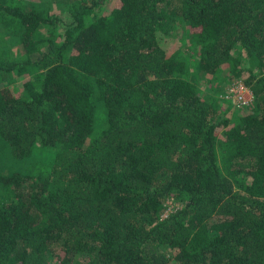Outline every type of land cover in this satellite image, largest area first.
<instances>
[{"label": "trees", "instance_id": "16d2710c", "mask_svg": "<svg viewBox=\"0 0 264 264\" xmlns=\"http://www.w3.org/2000/svg\"><path fill=\"white\" fill-rule=\"evenodd\" d=\"M0 152V264H264V0H0Z\"/></svg>", "mask_w": 264, "mask_h": 264}, {"label": "rangeland", "instance_id": "374dc122", "mask_svg": "<svg viewBox=\"0 0 264 264\" xmlns=\"http://www.w3.org/2000/svg\"><path fill=\"white\" fill-rule=\"evenodd\" d=\"M246 90L248 91L250 96V97L248 96L247 98L248 100L251 98L252 94L249 92L248 89ZM239 91H241V86H237L236 88V93ZM0 154H4V153L0 152ZM5 154L4 157L6 156L5 159L7 161L6 162L7 165H11L13 167L15 165L19 171L29 172V173L44 172L48 170L49 166L51 165L54 159V151L48 149H42V148L41 149L34 148L31 153V156L24 160L15 159L8 151Z\"/></svg>", "mask_w": 264, "mask_h": 264}, {"label": "built area", "instance_id": "2783aa9c", "mask_svg": "<svg viewBox=\"0 0 264 264\" xmlns=\"http://www.w3.org/2000/svg\"><path fill=\"white\" fill-rule=\"evenodd\" d=\"M249 96L248 91L241 87V91L237 92L235 97H237L236 100H241V103L244 104ZM250 97V96H249Z\"/></svg>", "mask_w": 264, "mask_h": 264}]
</instances>
